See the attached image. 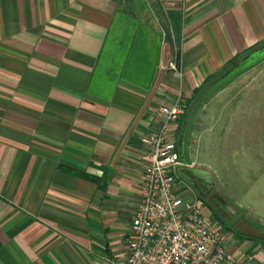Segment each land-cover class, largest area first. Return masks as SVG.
<instances>
[{"label": "crops", "instance_id": "obj_1", "mask_svg": "<svg viewBox=\"0 0 264 264\" xmlns=\"http://www.w3.org/2000/svg\"><path fill=\"white\" fill-rule=\"evenodd\" d=\"M263 43L264 0H0V264L123 260L159 105ZM216 219L264 264V229Z\"/></svg>", "mask_w": 264, "mask_h": 264}, {"label": "rangeland", "instance_id": "obj_2", "mask_svg": "<svg viewBox=\"0 0 264 264\" xmlns=\"http://www.w3.org/2000/svg\"><path fill=\"white\" fill-rule=\"evenodd\" d=\"M260 58L196 115L190 133L192 164L179 172L215 215L212 195L227 212L222 214L227 220L264 229V52ZM202 91L186 102L182 131Z\"/></svg>", "mask_w": 264, "mask_h": 264}, {"label": "built area", "instance_id": "obj_3", "mask_svg": "<svg viewBox=\"0 0 264 264\" xmlns=\"http://www.w3.org/2000/svg\"><path fill=\"white\" fill-rule=\"evenodd\" d=\"M171 70L183 75L177 60ZM186 110L181 95L157 110L159 125L142 136L146 145L142 199L127 237V254L114 264H244L226 244L223 223L191 192L177 126ZM189 191L191 194L185 195Z\"/></svg>", "mask_w": 264, "mask_h": 264}, {"label": "water", "instance_id": "obj_4", "mask_svg": "<svg viewBox=\"0 0 264 264\" xmlns=\"http://www.w3.org/2000/svg\"><path fill=\"white\" fill-rule=\"evenodd\" d=\"M263 52H264V43L261 44L258 48L248 53L247 55H245L242 59L238 60L231 67L227 68V70L222 75L214 79V81L206 88L203 94L198 98L196 103L193 105V108L184 125L185 133L187 132L191 133L192 122L194 118L206 106L208 102H210L222 90L228 87L229 84L232 81H234L235 78H237L240 74H242L246 70L250 69L251 67H254L256 64L261 62L262 59L260 58V55ZM182 159L185 165L192 164V158L190 157L189 153L186 152V150H184L183 152ZM184 175L187 176V174Z\"/></svg>", "mask_w": 264, "mask_h": 264}, {"label": "flooded vegetation", "instance_id": "obj_5", "mask_svg": "<svg viewBox=\"0 0 264 264\" xmlns=\"http://www.w3.org/2000/svg\"><path fill=\"white\" fill-rule=\"evenodd\" d=\"M178 142H179V147H180V151H181V155H183L184 150H186L187 153H191L190 151V133L184 132V128L183 131L181 130L179 132V138H178ZM211 203L213 204V208L215 209L216 214L221 217L224 218L225 220H227L223 215H226L227 212H225V210L221 207V205L219 203H217L214 199V196H211L210 199ZM223 214V215H222ZM230 215H228L229 217Z\"/></svg>", "mask_w": 264, "mask_h": 264}, {"label": "trees", "instance_id": "obj_6", "mask_svg": "<svg viewBox=\"0 0 264 264\" xmlns=\"http://www.w3.org/2000/svg\"><path fill=\"white\" fill-rule=\"evenodd\" d=\"M259 46H260V45H259ZM259 46L254 47V48L250 49L249 51H247L243 56H241L239 59H237V60L234 61L232 64H230L227 68L231 67L234 63H236L238 60L242 59L245 55H247L248 53H250V52L253 51L254 49L258 48ZM227 68H226V69H227ZM217 77H218V76H217ZM211 79H212V78H211ZM211 79H209L207 82L209 83V81H210ZM215 79H216V78H215ZM213 81H214V79L209 83V85H210ZM207 82L205 83V85L208 84ZM205 85H204V86H205ZM209 85H208V86H209ZM208 86H207V87H208ZM207 87H205V89H203V91H202V88H201V89H199V90L196 92L195 96H196L200 91H202V92L199 94V96L197 97L196 101H197L198 98L203 94V92L206 90ZM195 96L192 97L189 101L193 100V99L195 98ZM196 101L194 102V104L196 103ZM182 118H183V116L181 117V120H180V123H179V126H180L181 130H182Z\"/></svg>", "mask_w": 264, "mask_h": 264}]
</instances>
